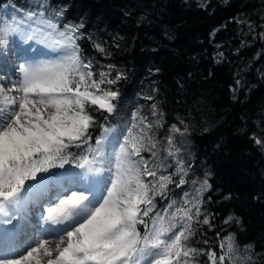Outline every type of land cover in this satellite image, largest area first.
<instances>
[{
  "label": "snow or ice",
  "instance_id": "1",
  "mask_svg": "<svg viewBox=\"0 0 264 264\" xmlns=\"http://www.w3.org/2000/svg\"><path fill=\"white\" fill-rule=\"evenodd\" d=\"M38 7L0 21V57L7 59L9 37L28 45L14 74H0V224L17 237L0 233V264H255L253 245L223 229L211 244L202 241L207 247L192 245L196 226L214 225L203 209L207 175H190L177 144L187 128L172 124L166 143L158 139L164 124L156 104L154 120L136 111L123 126L98 124L94 112L105 121L115 114L113 86L124 74L113 77L111 64L94 72L78 43L83 24L61 26L62 10ZM30 41L55 57L37 58ZM170 186L181 189L179 198Z\"/></svg>",
  "mask_w": 264,
  "mask_h": 264
},
{
  "label": "trees",
  "instance_id": "2",
  "mask_svg": "<svg viewBox=\"0 0 264 264\" xmlns=\"http://www.w3.org/2000/svg\"><path fill=\"white\" fill-rule=\"evenodd\" d=\"M41 2L49 15L63 11L61 26L83 24L78 43L94 72L111 64L113 77L124 74L113 86L115 114L105 121L94 112L98 124L123 126L136 111L154 120L156 104L158 139L166 143L172 124L187 128L177 144L190 175H207L203 209L214 225L196 226L192 245L207 247L202 241L223 229L253 245L255 264H264V147L255 143L264 141V0H0V21L7 10L39 11ZM99 134L92 129L93 142Z\"/></svg>",
  "mask_w": 264,
  "mask_h": 264
},
{
  "label": "bare ground",
  "instance_id": "3",
  "mask_svg": "<svg viewBox=\"0 0 264 264\" xmlns=\"http://www.w3.org/2000/svg\"><path fill=\"white\" fill-rule=\"evenodd\" d=\"M20 53H18L13 47L9 49V52L7 54V59H4L3 57H0V71L2 74H8L9 76H12L14 74V63L17 60V56ZM39 59H46L43 55H40V57H37ZM10 61H14V63H10ZM31 223H36V217L31 218ZM16 223L15 221L13 222ZM12 229V225H3L0 224V233L8 232V239L10 241H14L17 237L16 234L12 231H8Z\"/></svg>",
  "mask_w": 264,
  "mask_h": 264
},
{
  "label": "rangeland",
  "instance_id": "4",
  "mask_svg": "<svg viewBox=\"0 0 264 264\" xmlns=\"http://www.w3.org/2000/svg\"><path fill=\"white\" fill-rule=\"evenodd\" d=\"M12 12L11 10H7L6 12L3 13V16L1 18V21H8V17L12 16ZM29 44L32 45L33 48L37 49V52L35 53V55L37 57H40V55H43L44 57H46V59L49 58H54L56 53L52 52L51 50H49L48 48L44 47L43 45L37 44L34 41H30ZM14 48L18 53H20L24 48H27L28 45H25L21 42V39L19 36H14V37H9L8 41H7V54L9 52L10 48ZM10 63H14V61H10ZM0 74L1 71H0ZM35 216H32L31 218H33Z\"/></svg>",
  "mask_w": 264,
  "mask_h": 264
}]
</instances>
